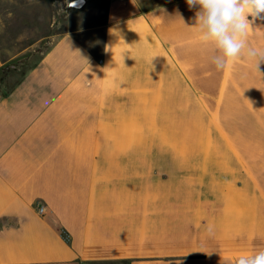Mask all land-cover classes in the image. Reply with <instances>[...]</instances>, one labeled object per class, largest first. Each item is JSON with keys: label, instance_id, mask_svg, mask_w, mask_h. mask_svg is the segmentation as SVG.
I'll return each mask as SVG.
<instances>
[{"label": "crops", "instance_id": "1", "mask_svg": "<svg viewBox=\"0 0 264 264\" xmlns=\"http://www.w3.org/2000/svg\"><path fill=\"white\" fill-rule=\"evenodd\" d=\"M196 11L115 4L0 91V264H235L264 249V63L217 70Z\"/></svg>", "mask_w": 264, "mask_h": 264}, {"label": "rangeland", "instance_id": "2", "mask_svg": "<svg viewBox=\"0 0 264 264\" xmlns=\"http://www.w3.org/2000/svg\"><path fill=\"white\" fill-rule=\"evenodd\" d=\"M70 1L0 0L1 92L14 89L61 35L101 27L109 8L126 0H85L80 9L70 8Z\"/></svg>", "mask_w": 264, "mask_h": 264}, {"label": "clouds", "instance_id": "3", "mask_svg": "<svg viewBox=\"0 0 264 264\" xmlns=\"http://www.w3.org/2000/svg\"><path fill=\"white\" fill-rule=\"evenodd\" d=\"M186 4L197 10L195 27L201 44L211 47L217 70L247 58L260 73L264 50L251 47L248 34L257 21H264V0H186ZM208 231H213L212 226ZM235 264H264V249L239 256Z\"/></svg>", "mask_w": 264, "mask_h": 264}, {"label": "water", "instance_id": "4", "mask_svg": "<svg viewBox=\"0 0 264 264\" xmlns=\"http://www.w3.org/2000/svg\"><path fill=\"white\" fill-rule=\"evenodd\" d=\"M85 0H72L69 2L68 6L70 8L80 9L84 6Z\"/></svg>", "mask_w": 264, "mask_h": 264}, {"label": "built area", "instance_id": "5", "mask_svg": "<svg viewBox=\"0 0 264 264\" xmlns=\"http://www.w3.org/2000/svg\"><path fill=\"white\" fill-rule=\"evenodd\" d=\"M37 213L40 215V216H44L46 214V210L43 206H37Z\"/></svg>", "mask_w": 264, "mask_h": 264}]
</instances>
